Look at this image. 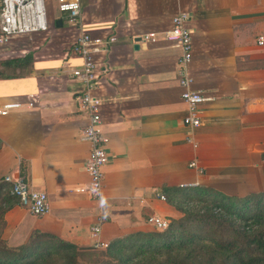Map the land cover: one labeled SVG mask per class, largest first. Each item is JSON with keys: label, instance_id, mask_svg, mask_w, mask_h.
I'll use <instances>...</instances> for the list:
<instances>
[{"label": "crops", "instance_id": "0c3cea01", "mask_svg": "<svg viewBox=\"0 0 264 264\" xmlns=\"http://www.w3.org/2000/svg\"><path fill=\"white\" fill-rule=\"evenodd\" d=\"M75 23L47 0V28L0 45V61L14 60L0 78V105L32 107L0 116V179L18 170L46 193L48 211L33 216L18 204L3 216L2 237L24 242L32 230L92 247L89 228L102 211L100 239L151 231L156 214L180 213L159 195L164 188L207 187L227 196L264 191V0H78ZM180 11L189 14L191 88L207 99L200 126L182 124L176 42L163 32ZM79 33L115 37L95 56L101 129L108 138L98 199L76 188L87 182L86 123L71 70L80 59L71 45ZM154 33L149 41L145 34ZM190 136L192 143L186 141ZM194 161L199 173L187 164Z\"/></svg>", "mask_w": 264, "mask_h": 264}, {"label": "trees", "instance_id": "16d2710c", "mask_svg": "<svg viewBox=\"0 0 264 264\" xmlns=\"http://www.w3.org/2000/svg\"><path fill=\"white\" fill-rule=\"evenodd\" d=\"M14 60L0 61V78ZM9 76V75H8ZM0 181V264H264V191L227 196L207 187L164 188L180 216L163 230L137 231L112 239L105 248L81 247L32 230L9 245L2 237L4 213L18 204ZM192 201L201 206L192 209Z\"/></svg>", "mask_w": 264, "mask_h": 264}, {"label": "built area", "instance_id": "2783aa9c", "mask_svg": "<svg viewBox=\"0 0 264 264\" xmlns=\"http://www.w3.org/2000/svg\"><path fill=\"white\" fill-rule=\"evenodd\" d=\"M59 13L64 14L68 21L75 23L79 17L80 4L78 0H52ZM47 0H0V45L6 43L14 35L29 32L42 31L47 28L46 20ZM189 14L180 11L172 16L170 27L163 32V39L176 42L180 48L178 58V85L180 87V99L186 105V114L182 118V124L192 130L200 126L199 106L207 98L199 91L191 88V77L187 72V63L191 58L192 44L191 34L187 26ZM149 41L155 40L154 33L145 34ZM115 40V37L103 39L88 33H79L71 45L72 52L79 57L80 65L71 70L74 81L80 84V89L75 96L78 110L86 117L85 125L80 129L78 139L89 144V151L84 161V170L87 174V182L76 188L77 192L84 193L92 199H98L102 187V168L107 162L106 146L107 136L101 129L100 98L95 93L99 72L96 67L95 56L106 51V47ZM257 47H264V33L258 34L254 39ZM29 101L23 105L19 101H10L0 105V116L12 111H19L32 107ZM187 142H192L190 136ZM187 166L196 169L199 173L202 169L197 167L194 161ZM9 185V195L15 196L18 205L25 207L33 216H42L48 211L46 193L31 188L26 176L17 171L6 174L0 179ZM159 198L164 199L162 195ZM102 211L96 216L94 223L89 228L91 246L94 249H102L107 246L100 239ZM145 222L155 230H163L167 226V219L156 215H148Z\"/></svg>", "mask_w": 264, "mask_h": 264}, {"label": "rangeland", "instance_id": "374dc122", "mask_svg": "<svg viewBox=\"0 0 264 264\" xmlns=\"http://www.w3.org/2000/svg\"><path fill=\"white\" fill-rule=\"evenodd\" d=\"M190 206H191L192 209H194V208L200 207L201 205L199 203H196V202L192 201ZM163 218H165V217H163ZM93 259H95V256H93V255L87 256V257L82 255L81 258H80V262H81V264H90L91 260H93Z\"/></svg>", "mask_w": 264, "mask_h": 264}]
</instances>
